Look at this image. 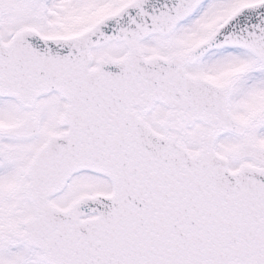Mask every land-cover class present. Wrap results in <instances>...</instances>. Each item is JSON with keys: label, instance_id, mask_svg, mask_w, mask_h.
<instances>
[{"label": "snow or ice", "instance_id": "1", "mask_svg": "<svg viewBox=\"0 0 264 264\" xmlns=\"http://www.w3.org/2000/svg\"><path fill=\"white\" fill-rule=\"evenodd\" d=\"M0 264H264V0H0Z\"/></svg>", "mask_w": 264, "mask_h": 264}]
</instances>
